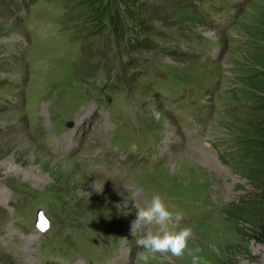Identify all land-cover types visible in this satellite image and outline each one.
<instances>
[{
    "label": "rangeland",
    "instance_id": "obj_1",
    "mask_svg": "<svg viewBox=\"0 0 264 264\" xmlns=\"http://www.w3.org/2000/svg\"><path fill=\"white\" fill-rule=\"evenodd\" d=\"M18 1L0 0V264H107L113 246L134 264L139 191L193 230L191 255L148 264H264L244 140L264 0Z\"/></svg>",
    "mask_w": 264,
    "mask_h": 264
},
{
    "label": "clouds",
    "instance_id": "obj_2",
    "mask_svg": "<svg viewBox=\"0 0 264 264\" xmlns=\"http://www.w3.org/2000/svg\"><path fill=\"white\" fill-rule=\"evenodd\" d=\"M154 115L159 119V113ZM96 190L100 191L102 187ZM129 198L136 209L132 234L137 236L135 242L138 250L134 264H148L157 254L169 257H183L186 252L192 254L189 248V241L193 237L192 228L178 227L184 219L182 213L171 210L159 193L154 194L150 201L142 191ZM192 264H199L194 255Z\"/></svg>",
    "mask_w": 264,
    "mask_h": 264
},
{
    "label": "trees",
    "instance_id": "obj_3",
    "mask_svg": "<svg viewBox=\"0 0 264 264\" xmlns=\"http://www.w3.org/2000/svg\"><path fill=\"white\" fill-rule=\"evenodd\" d=\"M258 93L264 97V89L256 87ZM257 117L255 121H250V130L244 136V140L249 143L248 151L252 157L258 158V161L264 164V101L257 103ZM264 191V183L262 185ZM259 230L261 232L257 235L264 237V209H263V219L259 225ZM259 238V237H258ZM257 238V239H258ZM264 243V240H262Z\"/></svg>",
    "mask_w": 264,
    "mask_h": 264
},
{
    "label": "water",
    "instance_id": "obj_4",
    "mask_svg": "<svg viewBox=\"0 0 264 264\" xmlns=\"http://www.w3.org/2000/svg\"><path fill=\"white\" fill-rule=\"evenodd\" d=\"M44 225H45V220L41 215V211L37 210L36 219L34 220V226L37 230H39L40 232H43L48 228V224L46 227Z\"/></svg>",
    "mask_w": 264,
    "mask_h": 264
},
{
    "label": "bare ground",
    "instance_id": "obj_5",
    "mask_svg": "<svg viewBox=\"0 0 264 264\" xmlns=\"http://www.w3.org/2000/svg\"><path fill=\"white\" fill-rule=\"evenodd\" d=\"M197 148V147H196ZM95 184V183H94ZM95 186H98V182H96Z\"/></svg>",
    "mask_w": 264,
    "mask_h": 264
},
{
    "label": "snow or ice",
    "instance_id": "obj_6",
    "mask_svg": "<svg viewBox=\"0 0 264 264\" xmlns=\"http://www.w3.org/2000/svg\"><path fill=\"white\" fill-rule=\"evenodd\" d=\"M45 227L47 226V222H45V225H44Z\"/></svg>",
    "mask_w": 264,
    "mask_h": 264
}]
</instances>
